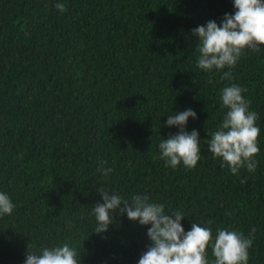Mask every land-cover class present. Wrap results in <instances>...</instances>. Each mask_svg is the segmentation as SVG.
Listing matches in <instances>:
<instances>
[{
	"label": "trees",
	"instance_id": "obj_1",
	"mask_svg": "<svg viewBox=\"0 0 264 264\" xmlns=\"http://www.w3.org/2000/svg\"><path fill=\"white\" fill-rule=\"evenodd\" d=\"M234 13L233 0H0V193L14 204L0 216V264H25L28 245L40 254L65 243L79 264H138L150 225L117 212L95 234L101 187L180 211L186 233L194 222L213 242L219 229L242 233L253 240L248 264H264V45L205 72L192 36ZM233 84L261 130L254 172L233 174L208 148ZM187 109L200 160L172 168L158 145L179 132L167 117Z\"/></svg>",
	"mask_w": 264,
	"mask_h": 264
},
{
	"label": "clouds",
	"instance_id": "obj_2",
	"mask_svg": "<svg viewBox=\"0 0 264 264\" xmlns=\"http://www.w3.org/2000/svg\"><path fill=\"white\" fill-rule=\"evenodd\" d=\"M235 13L225 14L221 24L209 21L197 26L192 36L198 40L196 65L205 72L224 70L236 65L244 51H259L264 45V0H233ZM55 7L63 11L64 5ZM231 72H224L222 79H231ZM238 85L226 86L221 90L222 108L228 109L222 123L211 133L208 148L214 158L222 160L233 174L246 167L254 172L259 153L260 128L256 126L257 114L250 111V102L242 95L246 92ZM189 118L196 119L192 109L177 112L167 117V127H176L179 132L162 139L158 145L161 158L172 168L181 163L193 169L200 160V137L196 130L189 133L186 128ZM107 174L111 169H101ZM103 203L96 204L93 213L96 220L95 234H103L114 223V216L127 215L133 222L149 226L147 235L151 241L138 260V264H210L207 249L212 246L214 260L211 264H248L249 249L253 240L237 231L219 229L213 242L211 228L191 224L187 233L181 221L180 211L166 214L163 204L149 203L147 195H133L131 201L109 193L103 187L97 189ZM14 204L4 193H0V216L11 215ZM211 223V222H209ZM255 228L252 229V233ZM25 264H79L77 250L65 243L54 248H43L40 254L31 251L28 245Z\"/></svg>",
	"mask_w": 264,
	"mask_h": 264
}]
</instances>
